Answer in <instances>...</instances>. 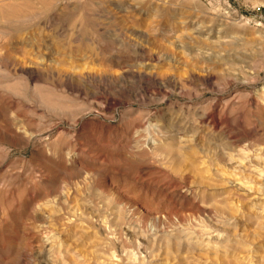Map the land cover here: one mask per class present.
<instances>
[{
  "label": "rangeland",
  "instance_id": "obj_1",
  "mask_svg": "<svg viewBox=\"0 0 264 264\" xmlns=\"http://www.w3.org/2000/svg\"><path fill=\"white\" fill-rule=\"evenodd\" d=\"M0 264H264V0H0Z\"/></svg>",
  "mask_w": 264,
  "mask_h": 264
},
{
  "label": "bare ground",
  "instance_id": "obj_2",
  "mask_svg": "<svg viewBox=\"0 0 264 264\" xmlns=\"http://www.w3.org/2000/svg\"><path fill=\"white\" fill-rule=\"evenodd\" d=\"M259 175H261V174H259Z\"/></svg>",
  "mask_w": 264,
  "mask_h": 264
}]
</instances>
